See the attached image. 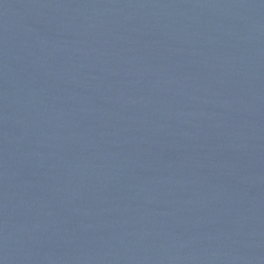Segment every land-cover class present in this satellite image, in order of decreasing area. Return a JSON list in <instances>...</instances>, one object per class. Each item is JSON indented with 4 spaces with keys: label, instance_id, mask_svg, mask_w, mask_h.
<instances>
[{
    "label": "water",
    "instance_id": "water-1",
    "mask_svg": "<svg viewBox=\"0 0 264 264\" xmlns=\"http://www.w3.org/2000/svg\"><path fill=\"white\" fill-rule=\"evenodd\" d=\"M0 264H264V0H0Z\"/></svg>",
    "mask_w": 264,
    "mask_h": 264
}]
</instances>
